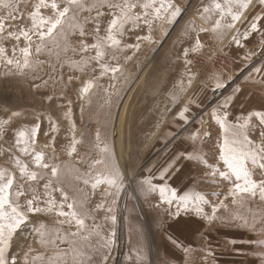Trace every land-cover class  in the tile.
I'll return each mask as SVG.
<instances>
[{"label":"rangeland","instance_id":"1","mask_svg":"<svg viewBox=\"0 0 264 264\" xmlns=\"http://www.w3.org/2000/svg\"><path fill=\"white\" fill-rule=\"evenodd\" d=\"M177 1L174 0V3ZM38 2L23 0L20 4L22 17L6 20L5 31L0 35L7 36L8 32L30 27L28 15ZM41 12L51 14L47 9H41ZM6 15L5 11L0 10V17ZM246 17L245 23H237L242 33L247 30L251 20L247 12ZM201 28L208 29L200 24V33ZM162 31L164 29L158 24L152 32L154 43H143L138 52L128 51L126 54L131 55L132 59L127 62L121 59L127 83L122 80L111 82L121 89L119 98H114L111 104L107 102L111 91L107 77L100 79L101 89L92 90L90 102L78 98L79 90L99 74V69L96 72L75 71L65 65L63 80L67 82L68 77L72 76V82L65 87L62 83L53 85L49 81L45 86L43 81L48 80V76L44 73L37 74L40 79H33L32 74L21 75L14 70L9 72L0 60V129L5 132L0 138V168L16 170L11 157L19 155L15 148L17 133L33 127L39 117L40 130L36 144L42 146L51 143L47 151L51 153L55 149L56 162L64 165L67 172L65 185L69 191L78 186L86 193H92L95 176L106 171L103 165H97L92 169L93 179L88 185L75 181L77 172L88 170L87 163H80L85 155L89 162L106 159L111 169L123 178L122 190L112 205L115 225L104 218L107 213L103 210L93 213L95 223L101 226L105 236L115 231L110 249L102 250L109 255L107 264H159L160 253L156 252L155 245L163 243L167 246L174 240L176 247L168 246L161 253V256L172 257L170 264H262L259 254L264 253V244L249 242L264 240L261 224L257 223L253 231L238 227V220L229 221L233 215H243L251 220L253 212L259 217L264 212V202L257 199L240 207L233 205L229 198L226 201L228 210L218 212L224 221L218 219L209 224L194 212L181 211L179 217L171 215L176 210V203L171 207L162 203L159 191L149 190V184L160 182L162 169L172 167L171 174L163 180L164 185L179 197L187 196L193 203L197 197L216 203L218 201L213 194L226 193L231 187L227 181L214 178L211 169L201 161L223 170L219 155L225 133L217 117L224 113L226 98H230L227 105L229 123L248 119L250 126H257L249 132V139L256 143L264 139L259 135L258 115L264 113V20L260 21L256 32H249L246 39H241L242 46L239 47L233 42L234 31L217 37L209 29L200 35L201 46L191 51L187 58L183 57L180 49L164 52L158 58ZM133 39L127 42L131 43ZM88 42L92 41L89 39ZM15 45L13 39L0 41V46L6 49L9 56H12ZM19 46H24L23 39ZM68 55L79 59L71 52ZM39 59L50 58L44 53ZM186 60L191 62L187 65L188 70ZM227 60L230 61L229 65L225 63ZM255 68L261 71L254 72ZM217 82L222 85L219 89L215 87ZM237 88L239 91H234ZM215 93L221 95L211 101L210 97ZM49 96L52 99H48ZM68 101H71V120L65 115ZM182 111L185 119L179 115ZM48 117L56 125L55 132L49 131ZM73 123L76 126L75 136L81 143L77 145V153L68 156ZM97 133L99 141L96 139ZM97 143L99 148L96 147ZM105 147L106 153L103 151ZM174 157L184 159L174 162L173 166L170 161ZM21 159L28 162L30 158L21 156ZM250 167H253L254 179L264 178L258 166ZM104 188L105 185H98L86 204L90 211L104 199L101 195ZM112 199L107 198L106 207ZM203 207L205 212L211 214L210 205ZM44 220L45 217L39 214L30 215L31 222ZM85 223L91 227L93 220L87 219ZM29 243L33 249L38 247L34 240L20 236L18 230L12 251L23 252ZM153 250L154 262H151ZM88 252L92 254L91 249ZM93 260H99V256L93 254Z\"/></svg>","mask_w":264,"mask_h":264},{"label":"snow or ice","instance_id":"2","mask_svg":"<svg viewBox=\"0 0 264 264\" xmlns=\"http://www.w3.org/2000/svg\"><path fill=\"white\" fill-rule=\"evenodd\" d=\"M22 2L23 0H0V10L7 13L6 16L0 17V34L5 31L6 20L22 17L20 9ZM41 9L50 10L51 14L44 15ZM184 10L174 3V0H39L28 15L30 27L8 32L7 36L0 35V41L4 39L16 41L12 56L0 46V60L4 62L9 72L14 70L21 75L32 74L33 79H40L37 74L44 73L48 76V80L43 81L45 86L49 81L53 85L62 83L65 87L72 82L74 79L72 76L68 77L67 82L63 80L62 70L65 65L75 71L96 72L99 69V74L87 81L79 90L78 98L90 102L92 90L101 89L99 81L107 77L111 89L107 102L111 104L114 98H119L121 91L111 82L122 80L127 83L121 59L127 62L132 59L131 55L126 54L128 51L138 52L143 43H154L153 29L158 24L161 27L165 24H174ZM203 12L207 19H211L215 13L216 18L212 21L211 30L219 37H223L226 32L234 31L233 42L239 47L242 46L241 39H246L249 32H256L260 27V21L264 20V0L222 2L211 0V4L206 6ZM246 12L251 16V20L247 30L242 33L237 23H245ZM200 31L207 32L209 29L201 28ZM21 39L24 41L23 47L19 46ZM89 39L91 43L88 42ZM130 39H133V42L128 43ZM200 46L197 40L196 47ZM69 52L73 56H79V59H73L68 55ZM44 53L48 55L49 60L39 59ZM188 53L189 50L185 49L183 55L187 57ZM190 63L186 60V70ZM253 71L259 73L261 69L255 68ZM215 87L219 89L222 85L217 82ZM48 99L52 97L49 96ZM229 100L230 98L224 100V113L217 117V122L225 133L219 155V160L223 162V170L207 164V161L201 163L211 169L214 178L219 177L222 181H227L231 187L226 193L213 194L217 198L216 203L203 197H197L193 203L187 196L179 197L174 190L164 185L163 180L171 174L172 167L162 169L161 181L155 185L149 184V190L153 192L158 190L162 203L169 207L176 203V210L171 213L175 217H179L181 211L194 212L209 224L218 219L223 222L224 218L219 217L218 212L228 210L226 201L229 198L233 205L240 207H245L257 199L264 202V178L254 179L253 167H250L258 166L261 175L264 176V139L261 143L249 139V132L257 126H250L248 119L244 122L237 120L229 123L227 111ZM68 105L65 115L71 120V101H68ZM179 115L181 119H185L183 111ZM258 115L259 135L264 138V113ZM47 119L50 124L49 131L55 132L57 130L55 123L50 117ZM39 130L40 123L37 117V123L33 127L19 131L15 140V148L19 155L11 157L16 170L0 168V264H69V257L71 264H107L109 255L102 250L110 249L114 243L115 231L105 236L101 226L95 223L93 213L103 210L107 213L104 218L115 225L116 216L112 205L122 190L123 178L111 169L106 159L89 162L85 155L81 157L80 163H87L88 170L84 173L77 172L75 181H82L84 185H88L93 179L92 169L97 165H103L106 171L95 176V182L91 185L92 193H86L78 186L69 191L65 185L64 177L67 172L64 165L56 162L55 149L51 153L47 151L51 143L42 146L36 144ZM75 131L76 126L73 123L72 136L67 148L68 156L77 153V145L81 143L76 138ZM3 135L5 132L0 129V138ZM45 135H48V132H45ZM96 139L99 141V133ZM96 147L99 148L98 143ZM103 151L106 153L107 148L105 147ZM21 156L30 159L25 162ZM180 159L184 157H174L170 165L174 166V162ZM98 185H105L101 192L104 199L90 211L86 204L95 194ZM108 197L113 199L106 207ZM204 205L211 206V214L205 212ZM36 214L45 217V220L39 223L31 222L30 215ZM87 219L93 220L91 227L85 223ZM237 220L240 221L238 227L253 231L256 230V224L260 223L261 231L264 232V212H261L259 217L253 212L251 220L243 215H233L229 222ZM18 230L20 236L26 240H34L38 247L33 249L29 243L27 250L23 252L12 251L14 236ZM249 242L264 244V240ZM89 249L92 250V254H89ZM93 254L99 256V260H93ZM259 255L264 264V253Z\"/></svg>","mask_w":264,"mask_h":264},{"label":"crops","instance_id":"3","mask_svg":"<svg viewBox=\"0 0 264 264\" xmlns=\"http://www.w3.org/2000/svg\"><path fill=\"white\" fill-rule=\"evenodd\" d=\"M220 2H222V0H220ZM176 4L185 10L182 12V16L178 18L177 22H175L174 24H165L163 27L159 25V27L163 28L164 31H162V39L158 42V46L160 45L159 47L161 48H159L160 53L158 55V58L162 53H169L174 49H180L182 54L184 53L185 49H188V55H190L191 51L197 48V40H199V42L201 41L200 35H204L205 33L199 32L198 28H200V24L203 25V27L206 26V28L212 31V21L216 18L215 13L212 14L211 19H207L205 18L206 14H204L203 12V9L211 4V0H178ZM164 33H167V35H164ZM213 34L219 37L216 32H213ZM185 40L187 41V43H184ZM183 57L185 56L183 55ZM173 244L174 243L169 242L168 245L166 244L167 246H165L163 243L155 245V248H157L156 252L160 253V255H158L159 264H170V261H172V257L165 254H162L163 256H161V253H163L164 250L166 251V249H168V246L176 247ZM173 247L171 248L175 249ZM151 262H154V250L151 252ZM212 264L224 263L216 262ZM233 264L237 263L233 262ZM238 264H241V262H238Z\"/></svg>","mask_w":264,"mask_h":264},{"label":"built area","instance_id":"4","mask_svg":"<svg viewBox=\"0 0 264 264\" xmlns=\"http://www.w3.org/2000/svg\"><path fill=\"white\" fill-rule=\"evenodd\" d=\"M224 61H225V60H224ZM225 63H226L227 65H229V64H230V61L227 60V62H225ZM214 95H215L216 98H217V96H219L218 93H215ZM211 100H213V99H211ZM209 102H210V100H209Z\"/></svg>","mask_w":264,"mask_h":264},{"label":"bare ground","instance_id":"5","mask_svg":"<svg viewBox=\"0 0 264 264\" xmlns=\"http://www.w3.org/2000/svg\"><path fill=\"white\" fill-rule=\"evenodd\" d=\"M218 95L220 96L221 94L218 93ZM219 96H217V97H219ZM215 98H216L215 95H213L212 97H210V100H211V99L214 100ZM211 101H212V100H211Z\"/></svg>","mask_w":264,"mask_h":264}]
</instances>
